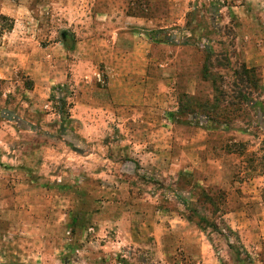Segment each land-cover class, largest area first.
Instances as JSON below:
<instances>
[{
	"label": "rangeland",
	"instance_id": "obj_1",
	"mask_svg": "<svg viewBox=\"0 0 264 264\" xmlns=\"http://www.w3.org/2000/svg\"><path fill=\"white\" fill-rule=\"evenodd\" d=\"M111 2L51 0L45 10L40 0H0V38L54 48L68 33L75 47L85 38L107 39L106 24L121 31L144 26L120 19V4L111 10ZM129 8V14L153 21L141 37L148 63L133 74L147 79V91L127 107L110 109L101 102L110 90V71L96 67L93 74V67H85L78 75L71 57L67 83L54 89L46 114L31 121L34 133L21 140L43 156L31 167L0 164V264H192L177 243L161 254L158 230L145 223L155 221L146 218L155 205L177 209L176 179L189 173L197 155L207 165L224 161L236 193L257 189L264 200V0H130ZM102 9L109 17L96 16ZM58 46L52 51L57 61L65 52ZM17 80L0 110L26 120L33 82L25 73ZM83 93L91 105L98 94L96 107L77 111ZM36 106L34 114L44 101ZM182 150L187 159L180 162ZM183 182L197 197L193 207L183 202V214L194 223H213L240 209L228 188H204L188 177ZM246 218L252 217L221 220L227 231L221 246L231 242L233 264L236 255L240 264H255L249 252L260 245L255 259L264 263V240L256 237H264V228L250 225L245 232L232 225ZM163 234L174 241L184 235Z\"/></svg>",
	"mask_w": 264,
	"mask_h": 264
},
{
	"label": "crops",
	"instance_id": "obj_2",
	"mask_svg": "<svg viewBox=\"0 0 264 264\" xmlns=\"http://www.w3.org/2000/svg\"><path fill=\"white\" fill-rule=\"evenodd\" d=\"M40 1L44 3L45 10L50 8L49 2L51 0ZM115 4H120V13L122 14L120 19L122 18L127 22L133 21L136 24L141 23L147 27H151L148 24L153 25V21L146 17H137L128 13L130 9V0H112L111 10L113 7H116ZM106 10L108 9H102L97 12L96 16H101L102 18L109 17V13H107ZM95 12L96 8L94 13ZM67 15L68 12L65 18H67ZM154 25L156 26V24ZM144 26L121 31V29H116L114 26L106 24L105 27L109 28L105 30L107 39L105 37L101 40L85 38L76 42L75 47H73L75 42L71 40L72 36L68 35V33H64L62 35L64 40L59 44L62 45L65 52L59 61H57L52 53L54 49L59 47V44L54 48H36V46H32L31 48L28 45L23 47L14 43L11 44L0 38V104L4 103L3 101L8 95H14V90L18 83L17 78H19L21 73H25L33 82V90L28 92V97L32 99H30V110L25 115L27 118L26 120L21 118L20 115L14 111H8V109L0 110V164L9 161L17 162V164H22V166L31 167L36 157L43 156L44 151L38 152L33 150L30 148L31 143L24 142V144L21 140L22 137H25L27 134L34 133L37 125H34L31 121L36 120V117H41L42 113V115L46 114L49 96L54 92V89L57 86H64L67 83L69 79L68 70L72 67L70 64L72 56L76 58V61L73 62V67L76 68L77 73L80 68L85 72V67L87 69L93 67L92 70H89L93 74H96L94 72L96 67L108 69V71H110V74L108 72V76L111 75V78L106 80L110 90L107 91L105 95V101H101L107 104L110 109L119 106L127 107L130 100L142 98L143 93L147 91L145 87L147 79L143 76L135 78L133 74L143 73V69L148 63L145 56L146 47L143 46L141 42V37H145L146 35V28ZM15 34L16 31L10 34L11 39L8 36H6V38H8L9 41H13L15 39ZM99 42H101V44ZM263 52L264 50L261 54H263ZM248 54L252 55V58L257 62L260 61L257 52L251 51ZM112 60H114V63ZM58 64H60L61 69H63L59 74L56 72L59 71ZM41 73H45L43 77H40ZM78 75L82 74L78 73ZM105 79L107 78L105 77ZM82 83L85 87L89 88L96 86L93 82L85 83L82 81ZM133 84H136V87L132 86ZM3 85H5V87ZM6 87L7 90L5 91ZM94 92H96V90ZM85 97V93H83L82 96L80 94L77 96V111L81 108L90 109L92 106L96 107V104L99 103L97 98L98 94H94V98L97 102L95 104V101L92 99V105L87 103L88 100H86ZM39 99L44 101V107H42L37 114H34L36 112L33 108H37L36 101H39ZM186 157V152L184 153L182 150L178 156V160L183 162L184 159H187ZM191 162L193 165L189 166V173L183 175L179 174L176 179L177 182L174 185L177 191H179H176V197L180 200V203H177V209L168 210L161 208L159 204L153 206L154 210H151L150 213L148 212L146 218L152 220L155 216L156 219L155 221L152 220L154 222L146 221V228L149 231L154 229L158 230L159 234L156 237V243L159 244L160 252L164 254V256L167 254L168 244L177 243L180 245L178 246V252L184 254V257L192 262V264H233V256L235 257L233 245L230 244V241H227L224 245L226 249L221 246L224 241L223 239H225L224 235L227 233L223 228L221 220L230 216H250L252 217L251 219L246 218L248 221L247 223H245L244 218L242 223L241 220H237V223L232 221V225H237V228L245 232L249 230L250 225L253 229H263L264 200L258 195L259 190L257 189L251 194H247L244 191L242 193H236L227 182L228 176L226 175H228V167L224 161L218 160L216 162H211L212 165H207L198 161L197 155ZM184 177H188L191 181H195V183L204 188L211 185L218 186L225 192L226 189L223 188H228L227 194L236 196L240 209L222 214V217L212 221L213 223L209 221V224H206L207 221H201L200 224L192 222L189 217H185L183 214L187 209L183 202H185L188 207H193L197 201V197L193 192L185 191L183 187L185 184V182H183ZM153 195L154 193H152V196ZM152 200H154L152 204H157L154 198H152ZM248 211H252V213H248ZM260 216L263 219H259ZM167 221L168 223H166ZM164 230H170L172 232L182 231L184 235L179 240L177 239L174 241L167 237L166 234H163ZM262 236L256 234L257 238H262V240H264ZM259 246L260 245L254 244V248L252 249L253 252H249L252 257H248V260L254 261L255 264H264L259 259H255V255L258 256L259 250H261ZM225 255L227 257H225ZM234 262L240 264V262H242L241 257L236 255V260Z\"/></svg>",
	"mask_w": 264,
	"mask_h": 264
},
{
	"label": "trees",
	"instance_id": "obj_3",
	"mask_svg": "<svg viewBox=\"0 0 264 264\" xmlns=\"http://www.w3.org/2000/svg\"><path fill=\"white\" fill-rule=\"evenodd\" d=\"M201 220H202V222H203V221H206V219H205V218H202Z\"/></svg>",
	"mask_w": 264,
	"mask_h": 264
}]
</instances>
